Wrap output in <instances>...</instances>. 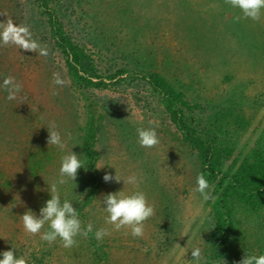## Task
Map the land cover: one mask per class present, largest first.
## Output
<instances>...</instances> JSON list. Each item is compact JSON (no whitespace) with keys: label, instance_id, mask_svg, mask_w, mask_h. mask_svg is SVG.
Instances as JSON below:
<instances>
[{"label":"rangeland","instance_id":"obj_1","mask_svg":"<svg viewBox=\"0 0 264 264\" xmlns=\"http://www.w3.org/2000/svg\"><path fill=\"white\" fill-rule=\"evenodd\" d=\"M51 8L87 56L92 81L105 85L84 93L71 87L64 56L33 0H0V22L28 26L48 51L42 56L0 46V253L14 249L26 264H194L191 252L198 247L201 264H215L207 260L212 201L194 191L201 173L196 151L183 142L144 77H162L182 93L186 121L225 153L223 171L252 162L255 151L264 156V15L236 22L239 10L224 0H53ZM54 73L63 86L53 83ZM9 76L23 86L12 101L4 86ZM87 99L99 127L98 187L84 205L90 182L79 169L75 184L59 186V195L85 227L92 223L94 231L106 228L110 235L103 242L92 233L77 236L78 245L66 249L59 240L48 244L27 234L20 216L28 210L39 216L62 156L72 151L83 157L77 134L88 120ZM52 122L66 140L63 150L47 144ZM148 127L160 140L151 149L137 142V129ZM116 172L121 180L135 174L138 183L104 182L105 174ZM120 191L143 192L154 207L142 238L106 223L100 200ZM209 191L213 195L211 184ZM230 207L229 256L239 264L245 254L264 255V210L236 199Z\"/></svg>","mask_w":264,"mask_h":264},{"label":"clouds","instance_id":"obj_2","mask_svg":"<svg viewBox=\"0 0 264 264\" xmlns=\"http://www.w3.org/2000/svg\"><path fill=\"white\" fill-rule=\"evenodd\" d=\"M225 4L233 9L239 10L240 15L234 19L239 22L241 19H250L254 22L261 20L264 15V0H224ZM3 15V14H0ZM0 46L9 44L20 47L24 52H38L42 56H47L46 47L41 46L32 39L31 31L28 26L16 25L10 18L0 22ZM53 83L63 86L65 81L60 77L59 73L53 74ZM4 86L8 90L7 99L12 101L19 97L22 92V84L15 81L14 77H7L4 80ZM70 138V134H68ZM138 144L142 148L151 149L159 145L160 140L155 127L138 128L137 129ZM47 144L56 146L63 150L66 147V140L62 137L60 131L56 130L55 122H52L48 128ZM84 161L80 156L72 151L62 156L61 166L59 168V176L51 184H48L47 191L50 199L41 207L39 216L33 211L28 210L21 215L24 231L31 235H39L40 239L48 244H53L57 240L61 242V246L68 249L78 245L77 236L88 238L92 233L98 242H103L110 232L106 228L96 229L92 223H88L85 227L79 218V213L73 204L67 199L61 200L59 195V186L66 184L68 181H76L78 170L83 167ZM105 183L115 181L117 183L123 181L125 185H136L138 178L132 174L121 180L117 172L115 176L105 174L103 176ZM75 184V183H74ZM197 187L195 192L199 193L203 201H214L216 197L209 191L210 183L206 179L204 173H200L196 179ZM105 207L103 210L107 213L106 223L113 226V230H126V234L130 232L133 238H142L144 235L145 222L155 214L154 207L150 205L143 192H134L125 196L123 191L117 193H109L104 195L100 200ZM48 226L47 231H42ZM178 247H180L177 244ZM14 249L0 253L2 259L0 264H26L23 256L14 255ZM194 264H201L204 259L200 248H194L191 252ZM239 264H264V255L245 254Z\"/></svg>","mask_w":264,"mask_h":264},{"label":"trees","instance_id":"obj_3","mask_svg":"<svg viewBox=\"0 0 264 264\" xmlns=\"http://www.w3.org/2000/svg\"><path fill=\"white\" fill-rule=\"evenodd\" d=\"M52 1L33 0V3L38 15L45 19L48 33L54 45L64 56L71 87L81 93L87 89L104 87L105 84L101 79L92 81L86 72L84 61L87 56L83 49L72 43L70 37L63 31L58 17L51 8ZM94 76L93 78H98L96 75ZM144 79L152 91L160 97L170 121L183 142L196 151L200 171L205 174L206 179L212 185L213 195L216 199L210 205L213 222L209 238L211 250L207 260L215 264H236L227 253V242L233 231L230 203L236 199L254 209L264 210L263 152L255 151L253 161L250 163L244 160L233 171V167L223 171L221 167L225 153L223 155L222 151L216 148L213 140L208 139L186 121L183 111L186 102L183 100L182 93L157 75H147ZM87 100L88 120L83 128L78 129L82 133L78 132L77 134L80 152L83 156L81 159L84 161V168L81 169L87 173L90 182V197L87 198L84 205L89 203L91 196L98 187L96 168L98 155L94 150V144L99 127L93 117L94 103L89 99ZM37 261L35 260V263Z\"/></svg>","mask_w":264,"mask_h":264}]
</instances>
